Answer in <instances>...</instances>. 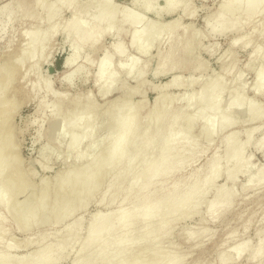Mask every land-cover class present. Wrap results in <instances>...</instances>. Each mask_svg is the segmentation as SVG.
Instances as JSON below:
<instances>
[{"label":"rangeland","instance_id":"rangeland-1","mask_svg":"<svg viewBox=\"0 0 264 264\" xmlns=\"http://www.w3.org/2000/svg\"><path fill=\"white\" fill-rule=\"evenodd\" d=\"M7 1L9 0H0V6ZM33 1L24 0L25 9L33 10L35 16L39 13L38 15L42 17L43 8H35ZM96 1L76 0L75 5L81 8L79 16L82 19H95V13L89 10L88 6L91 4L96 6ZM149 1L152 4H149ZM52 2L53 0H47L45 2L48 4L46 7L50 8ZM244 2L246 0H241V6ZM221 4L222 0H134L133 2L130 0H111L107 9H117L119 18L107 22V27L110 29H106V34L99 39L98 47L93 55L85 60L88 53V47L85 46L78 60L65 69H63V60L69 53L70 47L62 31L70 18V12L63 11L61 13L58 21H56L57 32L54 34L55 36L51 37L47 48L41 50L39 56L37 53L35 54L31 72L22 78L21 73L27 66L24 65L21 71L17 70L5 95L11 100L10 108H13L14 111L12 139L22 161L21 168L31 174H29L31 186L25 193L26 195L24 194L21 199L18 198L17 202L20 204L16 202L11 212H5L4 216L7 219L4 220L0 216L2 220L1 238L4 237V240L0 241V252L10 255L12 259H31L32 262H35L43 256V247L54 243V239L61 236L72 225L73 229L77 226L80 227L78 242L76 241L71 245L73 253L77 250L79 242L87 235L89 221H95L101 214L113 215L119 206L118 200L108 201L101 195L104 186L111 181L109 172L113 164H109L106 177L96 178L92 182V186L102 187L101 190L87 200L79 201L76 207L77 211L72 216H66L60 223H56L53 218L44 220V217H48L51 211V202L42 205L37 213L30 212V206L35 203L37 198L33 194H36L40 184L43 183L48 185L50 189H54L60 174L83 163V157L86 156L94 142L103 139L108 131L109 123L106 122L103 132L94 134L86 142L79 144L75 149V159L66 160L70 136V123L68 121L72 122L70 111L73 104H84L88 100L101 106L117 98L120 95L122 85H126L129 89L138 87L139 92L144 93L145 97V103H143L140 114L147 117L150 104L156 96L155 88L160 87L170 78H175V81L183 83V86L187 85V81L197 80L190 88L182 87L179 89L174 85L163 87L162 92L176 97L183 96L193 90L196 91L202 83L217 78L221 82L223 81L222 83L226 84V87L222 90L220 101L216 107L212 110L203 111L194 117L195 125L190 137L196 138L198 142L191 151L193 158L184 161L176 170L172 171L169 179H167L168 182L164 183L163 191H167L174 182L183 178H189L194 174L197 176L204 175L208 170V167L204 166L205 161H210L216 154L220 159L221 170H225L228 168L226 158L230 150L225 149L223 139L229 136L230 142L240 141L244 143L246 140L245 131L249 127L258 129L253 133L249 143L244 145L239 155L244 168L233 183L234 186L226 183L223 175L217 176L211 189L198 202H192L194 212L186 219L178 221V217L172 223L170 235L168 234L164 238L162 244L160 243L162 246L159 244V248L162 251L171 250L183 258L180 264H261L260 261L250 262L247 259V253L236 260L228 252V248L237 242L255 246L257 231L261 230V233H264V220L261 217L264 214V181L257 184H249L248 182L249 178L264 167L262 150H258L256 146V142L264 132V86L256 89L257 73L261 71L264 74V8L257 10L252 7L251 12L253 13L249 15L242 14L240 12L242 8H240L237 14L232 15L235 27L231 30H222L214 18L216 10ZM115 6L119 8H115ZM129 9L134 11L135 16L142 17V23L134 22L129 27L124 23L122 18ZM13 10L14 7H9L6 12H13ZM227 10L232 11L228 8ZM257 11L260 12L254 13ZM4 13V11L0 13V65L1 63L9 65L18 53L22 40L27 36L28 31L35 27H39V31L43 30L46 24L43 20L38 21L35 18L21 20L19 13L6 21ZM172 18H179L180 25L185 26L184 32H176L172 39L174 42L182 39L181 43H183L196 33L194 52L192 55L185 51L177 52L175 58L179 67L167 73L168 67L166 66L160 71L163 74H159V71H154L158 60L157 52L167 53L171 43L167 42L166 39L164 40V34H161L151 42L148 51L140 53L132 44V33L140 31L148 25L164 26ZM246 41L249 44H245ZM172 44L174 43L172 42ZM118 46L123 50L121 55L114 53ZM256 47L261 49L257 58L254 57L253 53ZM105 52L111 57L109 64L115 73L116 80L115 89L111 93L101 96L94 86V79L98 74V63ZM42 57L44 58L42 59ZM39 59H42L41 63H39ZM128 59L137 62L130 75L125 74V70L129 67ZM76 64L84 65V69L75 75H71ZM51 66L55 69L54 74L48 72V68ZM224 69H230V72ZM63 73L65 79L61 80L60 77ZM234 78L238 79L234 80ZM47 82H50L48 93L42 89ZM36 85L37 87H35ZM239 87L243 89L239 90ZM233 93L238 94V101L228 110L226 100ZM214 96V91L206 93L201 99V103L208 104L214 99ZM139 100L140 94L132 95L131 103ZM181 104L174 102L171 109L180 110ZM194 106L193 102L181 112L186 113L188 110H192ZM57 111L61 115L65 114L68 121L58 122L55 119ZM226 112L228 113V122L225 123V126H219L217 129L221 115L226 114ZM127 113L128 110L123 109L119 116L123 117ZM254 114L261 116L252 121L251 116ZM207 123L214 125L213 128L218 131L207 139L198 138L201 127ZM84 127V120H82V123L76 127L73 136L77 141H80ZM162 130L158 126L151 128L150 155L158 149L159 144L155 139L162 133ZM119 131L116 130L114 135H117ZM108 152L109 147L105 143L94 155L93 163ZM94 166L88 168L86 173H92ZM9 169L10 164L6 168L0 169V182L7 175ZM248 184L250 187H247ZM219 187L230 190L234 194V199L231 207L225 213L211 220L208 219L207 213L210 209H208L207 204L213 200L214 193ZM137 188L138 185L133 187L130 193L134 195ZM88 192L89 190L85 193ZM180 200L179 196H174L171 201L177 203ZM135 206L136 203H133L126 206L125 209L130 211ZM165 217V213L160 216L161 219ZM25 220H31L26 228L23 225ZM202 229L204 230L200 231ZM151 230H153L152 228L150 232H153ZM192 232H199L198 236L195 239H187V236ZM230 233L235 235L228 241L226 236ZM131 237L129 234V241L132 240ZM6 241L8 245H5ZM144 245L142 244V246ZM65 253L67 254L66 251H63V254ZM66 254L55 264H70L71 254Z\"/></svg>","mask_w":264,"mask_h":264},{"label":"bare ground","instance_id":"bare-ground-1","mask_svg":"<svg viewBox=\"0 0 264 264\" xmlns=\"http://www.w3.org/2000/svg\"><path fill=\"white\" fill-rule=\"evenodd\" d=\"M130 1L133 2L134 0ZM45 2L47 0L33 1L35 8H43L42 17L38 15L39 13L35 16L33 10L25 9L24 0H9L0 6V13L5 12L3 15L6 21L19 13L21 20L35 18L38 21L43 20L46 24L43 30L39 31V27H35L28 31L27 36L22 40L18 53L10 64L1 63L0 65V169L6 168L10 164L7 175L0 182V212L2 213H0V216L4 220L7 219L4 216L5 212H11L18 198L21 199L31 186L30 173L21 168L22 161L12 139L14 119L13 108H10L12 102L5 97L16 71H21L22 67L26 65L27 67L21 73V77L24 78L31 72L32 60L35 54L37 53L39 56V52L45 50L48 42L52 39L51 37L57 32L56 21H58L63 11L70 12V18L62 31L70 47L69 53L63 60V69L78 60L85 46L88 47L85 60L93 55L98 47L99 39L106 34V29H110V27H107V22L119 18L117 9H107L111 0H97L96 6L92 4L88 6V9L95 13L94 20L82 19L79 16L81 8L75 5L76 0H53L52 5L49 4L52 6H49L50 8L46 7L48 4H45ZM149 4H152V2ZM9 7H14L13 12H6ZM252 7L262 10L264 0H246L242 6L241 0H222V4L216 10L214 18L222 30H231L235 27L232 15L237 14L240 8H242L240 10L242 14L249 15L253 13L251 12ZM115 8L119 7L115 6ZM227 8L232 11H228ZM127 11L122 19L128 27L134 22L142 23V17L135 16L132 9ZM179 20V18H172L164 26L154 27L148 25L140 31L132 33V44L140 53L148 51L151 42L161 34H164V40L166 39L167 42L171 43L167 53L157 52V66L154 69L156 72L162 71L166 66L168 67L167 73L179 67V63L175 58L177 52L185 51L190 55L194 52L196 33L183 43H181L182 39L176 42L172 40L177 31L184 32L185 30V26L180 25ZM245 44H249L248 41ZM260 50L258 47L253 50L255 58H257ZM122 52L120 46L114 50L116 55H121ZM110 58L109 54L103 53L98 63V74L94 79V86L101 96H105L115 89L116 78L109 64ZM42 59H39V63L42 62ZM127 63L129 67L125 70V74L130 75L137 62L128 59ZM83 69L84 65L76 64L71 71V75H75ZM224 70L230 72V69ZM159 74L163 73L160 72ZM218 78L220 77L218 76ZM60 79H65L64 73ZM237 79L234 78V80ZM196 81H187V85L183 86V83L176 82L175 78L172 77L160 87L155 88L156 96L150 104L147 117L140 114L143 103H145L144 93H140L138 87L129 89L126 85L120 87V95L117 98L101 106L88 100L84 104H73L70 111L72 122L68 121L65 114L61 115L57 111L55 119L58 122L68 121L70 123L69 149L66 151V160L75 159V149L79 144L86 142L92 135L103 132L106 122L109 123L108 131L103 139L94 142L86 156L83 157V163L60 174L54 189H50L48 185L43 183L40 184L36 194H33L37 198L35 203L30 206V212L37 213L42 205L51 202V211L48 217H44V220L53 218L56 223H60L66 216H72L77 211L76 207L79 201L87 200L101 190L102 187L92 186V182L96 178L106 177L109 164H113L109 172L111 181L104 186L101 195L102 198L108 201L118 200L119 206L113 215L101 214L95 221H89L88 233L79 244L77 243L78 248L73 253L71 245L76 241L78 242L80 227L77 226L73 229V226L70 225L61 236L54 239V243L52 242L51 245L43 247V256L35 262H32L31 259H12L10 255L0 252V264H55L56 261L65 256L66 253L63 254V251L71 254L70 264H180L183 258L171 250L162 251L159 244L168 236L172 223L178 217V221H180L194 212L192 202H198L211 189L217 176L223 175L226 183L234 186L233 183L244 168L239 155L244 145L249 143L253 133L258 129L249 127L245 131L246 140L244 143L240 141L230 142L229 136L223 139L225 149L230 150L226 158L228 168L225 170H221L220 159L216 154L210 161H205L204 166L208 167V170L204 175L197 176L194 174L189 178H183L174 182L172 186L169 185L167 191H163L164 183L169 179L172 171L176 170L184 161L193 158L191 151L198 142L196 138L190 137L195 125L194 117L203 111L212 110L216 107L220 101L222 90L226 87V84L222 83L223 81L221 82L215 78L207 83H202L200 86L198 84L199 88L196 91H190L180 97L162 92L163 87L171 85L179 89L182 87L190 88ZM262 86H264V74L259 71L256 76V89ZM49 88L50 82H47L42 89L48 93ZM242 89V87H239V90ZM211 91L215 92L214 99L208 104H202L201 99ZM135 94H140V100L131 103V97ZM237 101L238 94H231L226 100L227 109L230 110ZM174 102L182 103V108L172 110L171 105ZM193 102L195 106L192 110H188L186 113L181 112L182 109H187ZM123 109H127L128 113L121 117L119 113ZM260 116L254 114L251 116V120L254 121ZM82 120H84L85 127L80 141H77L73 136L76 127L82 123ZM228 120L227 112L221 115L217 129L219 126H225ZM154 126H158L163 130L155 139L159 144L158 149L150 155L151 128ZM213 127L212 124H204L197 137L203 139L211 137L218 131ZM116 130L120 131L117 135H114ZM105 143L109 147V152L105 156L97 158L96 162L93 163L94 155ZM256 146L258 150H262L264 156V132L256 142ZM93 165H95L93 172L86 173L87 169ZM261 181H264V167L248 179L249 184H257ZM249 184L247 187H250ZM136 185H138V188L133 195L130 192ZM189 186L190 188H188ZM87 190L89 192L85 193ZM174 196H179L181 200L172 203L171 200ZM233 199L234 194L230 190L219 187L214 193L213 200L207 204L208 209H210L207 213L208 219L214 220L225 213L231 207ZM133 203H136V206L132 210L126 211L125 207ZM162 213L166 214L164 219L160 218ZM261 217L264 220V214ZM30 222L31 220H25L23 222L24 228ZM1 225L2 220L0 219V241L4 240V237L1 238ZM151 228L153 232H150ZM199 232H192L187 236V239H195ZM261 232L260 230L256 233L255 246H251L249 243L237 242L228 248V252L236 260L247 253V259L250 262L260 261L261 264H264V233ZM129 234L132 236L131 241L128 240ZM234 235V233L228 234L226 236L228 241ZM142 244L145 245L142 246ZM161 244L160 246H162ZM5 245H8V242Z\"/></svg>","mask_w":264,"mask_h":264},{"label":"water","instance_id":"water-1","mask_svg":"<svg viewBox=\"0 0 264 264\" xmlns=\"http://www.w3.org/2000/svg\"><path fill=\"white\" fill-rule=\"evenodd\" d=\"M48 72L50 74H54L55 73V69L51 66V67L48 68Z\"/></svg>","mask_w":264,"mask_h":264},{"label":"trees","instance_id":"trees-1","mask_svg":"<svg viewBox=\"0 0 264 264\" xmlns=\"http://www.w3.org/2000/svg\"><path fill=\"white\" fill-rule=\"evenodd\" d=\"M57 65H59V63H57Z\"/></svg>","mask_w":264,"mask_h":264}]
</instances>
